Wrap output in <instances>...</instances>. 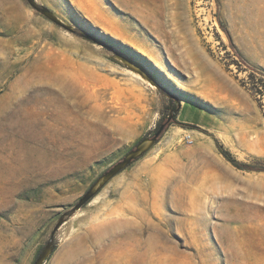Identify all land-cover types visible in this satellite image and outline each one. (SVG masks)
Listing matches in <instances>:
<instances>
[{
  "label": "rangeland",
  "instance_id": "1",
  "mask_svg": "<svg viewBox=\"0 0 264 264\" xmlns=\"http://www.w3.org/2000/svg\"><path fill=\"white\" fill-rule=\"evenodd\" d=\"M34 1L75 32L0 0V264H35L49 241L44 264H264V171L223 154L264 166L258 0ZM67 78L85 104L83 132L65 135L46 119ZM173 104L190 127L172 124L72 212Z\"/></svg>",
  "mask_w": 264,
  "mask_h": 264
},
{
  "label": "bare ground",
  "instance_id": "2",
  "mask_svg": "<svg viewBox=\"0 0 264 264\" xmlns=\"http://www.w3.org/2000/svg\"><path fill=\"white\" fill-rule=\"evenodd\" d=\"M105 30H106V32H108L112 35L119 34L116 31H113L112 29L107 28V27H105ZM123 38H124L123 41L125 43H127L130 46H132L133 48L137 49L143 55L149 57V59L153 60L157 66L162 67V63H161L160 59L155 54H153V52H151L149 49L139 45L136 41L129 38L128 36H125ZM122 58L124 59L125 62L131 64L133 66V68L136 69L137 72H133V73L137 77H141L143 75L145 77H147L148 73L142 66H140L138 63L132 61L128 57L124 56ZM80 92L81 91L78 90L75 82L73 80H71L70 78H67L65 80L64 86L59 91L58 90L55 91L54 94L56 95L55 98H56L57 103L52 102L50 105H48V111H47L48 119H46V120H48V124H47L48 129L51 132H57L59 134H65L66 135L70 132L79 133L82 131L81 126H80V122L78 120H76V118H77L76 112H80L83 109L84 104H85V99L84 98L81 99ZM62 112L64 113L63 114L64 117L66 116V118L64 120L59 119ZM186 117H187V115H186V113H184L183 118H186ZM62 130H64V131H62ZM178 130H184V129L178 127ZM198 145L200 147L202 146L200 142ZM196 177H197V175H196Z\"/></svg>",
  "mask_w": 264,
  "mask_h": 264
},
{
  "label": "water",
  "instance_id": "3",
  "mask_svg": "<svg viewBox=\"0 0 264 264\" xmlns=\"http://www.w3.org/2000/svg\"><path fill=\"white\" fill-rule=\"evenodd\" d=\"M29 3L33 6V8L41 12L43 15H45L48 19H50L54 23L58 24L59 26L71 32H75V29L72 26L67 25L63 20H61L56 15H54L53 12H51L48 8L39 6L34 0H29ZM82 36L95 42H101L97 38L91 37L85 33H82ZM163 128H164V124L160 126L159 130L155 133L154 136L141 140L135 146V148L131 149V151H129L125 155V157L122 160L118 161L110 169L105 171L97 179V181L90 187V189L81 197L79 202L73 207L72 212L80 209L83 205L88 203L112 178H114L117 174H119L126 167H128L134 160L138 159L140 156L146 153L157 142V138ZM63 222H64V218L62 217L54 227V230L52 232V237L54 236L55 232L59 229V227L63 224ZM52 249H53L52 241H49L48 244L44 247L42 252L37 257L35 264H44L47 257H49V255L51 254Z\"/></svg>",
  "mask_w": 264,
  "mask_h": 264
},
{
  "label": "trees",
  "instance_id": "4",
  "mask_svg": "<svg viewBox=\"0 0 264 264\" xmlns=\"http://www.w3.org/2000/svg\"><path fill=\"white\" fill-rule=\"evenodd\" d=\"M225 31H226V33H228L226 29H225ZM259 92H261V91H259ZM172 107H173V111L175 112V115L172 118H170V119H169L168 116L163 117L162 120L160 121V123L157 125V127L154 130V133H153L152 136H154L155 133L159 130L160 126L164 124V128L162 129L161 133L159 134V136L157 138V141L160 140V138L163 136V134L165 133V131L172 124H177V125H180V126L190 127L189 124H185V123L179 122L176 119L179 106L173 104ZM133 148H135V147H133ZM223 154L225 155V157L228 160H230L236 167H238L240 169L247 170V171H264V166H257L256 164L253 165V164H247V163L238 162L235 159H233L228 152H223ZM256 162L257 163H262V162H264V160H256Z\"/></svg>",
  "mask_w": 264,
  "mask_h": 264
},
{
  "label": "crops",
  "instance_id": "5",
  "mask_svg": "<svg viewBox=\"0 0 264 264\" xmlns=\"http://www.w3.org/2000/svg\"><path fill=\"white\" fill-rule=\"evenodd\" d=\"M258 5L260 7L259 11L264 13V0H258Z\"/></svg>",
  "mask_w": 264,
  "mask_h": 264
},
{
  "label": "built area",
  "instance_id": "6",
  "mask_svg": "<svg viewBox=\"0 0 264 264\" xmlns=\"http://www.w3.org/2000/svg\"><path fill=\"white\" fill-rule=\"evenodd\" d=\"M186 140H187L188 142H192V136H191V135H187V136H186Z\"/></svg>",
  "mask_w": 264,
  "mask_h": 264
}]
</instances>
